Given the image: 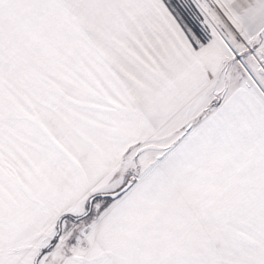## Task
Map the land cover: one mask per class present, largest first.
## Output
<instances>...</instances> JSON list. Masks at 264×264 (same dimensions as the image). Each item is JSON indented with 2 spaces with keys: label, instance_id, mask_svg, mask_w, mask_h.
<instances>
[{
  "label": "snow or ice",
  "instance_id": "obj_1",
  "mask_svg": "<svg viewBox=\"0 0 264 264\" xmlns=\"http://www.w3.org/2000/svg\"><path fill=\"white\" fill-rule=\"evenodd\" d=\"M0 264H264V0H0Z\"/></svg>",
  "mask_w": 264,
  "mask_h": 264
}]
</instances>
